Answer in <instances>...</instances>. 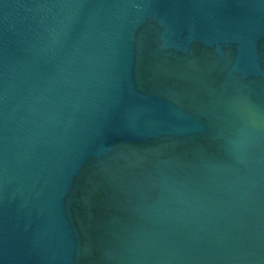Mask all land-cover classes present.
Wrapping results in <instances>:
<instances>
[{"label":"water","instance_id":"95a60500","mask_svg":"<svg viewBox=\"0 0 264 264\" xmlns=\"http://www.w3.org/2000/svg\"><path fill=\"white\" fill-rule=\"evenodd\" d=\"M0 264H264V0H0Z\"/></svg>","mask_w":264,"mask_h":264}]
</instances>
